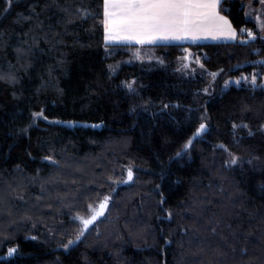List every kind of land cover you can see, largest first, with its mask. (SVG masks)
<instances>
[{"label": "trees", "instance_id": "16d2710c", "mask_svg": "<svg viewBox=\"0 0 264 264\" xmlns=\"http://www.w3.org/2000/svg\"><path fill=\"white\" fill-rule=\"evenodd\" d=\"M250 2L220 6L238 41L147 48L164 62L151 68L128 62L145 47L106 43L103 0H0V264H264V87L207 93L165 66L189 49L261 83L264 38L241 35L257 32Z\"/></svg>", "mask_w": 264, "mask_h": 264}, {"label": "snow or ice", "instance_id": "6c2138e0", "mask_svg": "<svg viewBox=\"0 0 264 264\" xmlns=\"http://www.w3.org/2000/svg\"><path fill=\"white\" fill-rule=\"evenodd\" d=\"M9 5L11 0H8ZM222 0H103V29L105 41H135L138 44L153 43L158 40H185L193 41L200 38L217 39L226 37L235 39L237 32L233 28L231 22L224 15H221L219 6ZM264 5V0H260ZM264 30V24L261 25ZM248 35L253 37V33ZM203 67V65H201ZM216 74L213 73V76ZM3 77H0L2 79ZM14 79V77H10ZM250 83L253 87H264L257 85V77L255 74L249 77H241L234 81L239 86L241 82ZM229 81L225 82V86L229 85ZM129 90H132L131 84H128ZM167 107V105H165ZM35 118L47 119L43 116V112L34 113ZM96 125H93L95 127ZM207 125L200 123L196 129L194 136H200L207 131ZM240 125H233L238 128ZM244 127H247L244 125ZM253 135L251 131L248 133ZM193 140L189 139L184 145V150L192 146ZM180 156L181 153L176 154ZM45 159L51 160V157ZM239 158L233 157L227 161L229 166L238 165ZM251 163V161H249ZM127 179H133L132 169H128ZM110 197L105 196L99 205V210L87 219L81 218L83 229L77 236L76 240H69V245L75 244L80 236L88 230L99 216L104 215V210L108 207ZM163 203V201H161ZM171 216V213H169ZM170 243V241H169ZM16 253L15 248L8 250V255L12 256Z\"/></svg>", "mask_w": 264, "mask_h": 264}, {"label": "rangeland", "instance_id": "374dc122", "mask_svg": "<svg viewBox=\"0 0 264 264\" xmlns=\"http://www.w3.org/2000/svg\"><path fill=\"white\" fill-rule=\"evenodd\" d=\"M262 7L264 8V5H260L257 12L259 13L258 15L261 14V9ZM251 9V7H250ZM264 10V9H263ZM252 9L250 11L247 12V15L249 18H251V16H253L252 14ZM246 37V36H244ZM258 38V36H257ZM247 39H249L247 37ZM252 39V38H251ZM249 39V40H251ZM115 41H107V44H112V45H124L127 44L126 42H118L116 41L115 44H113ZM243 42V40L241 41ZM208 44V43H207ZM145 47V51L141 52L140 51H135L134 52V56L135 58H133V60H130L128 62L135 64L137 61L142 62L144 60H148L149 62H151V68L153 67L152 64L155 65V62L158 63V65H164V62H161L158 60V57L153 53V51L151 50H147V48H151L154 47L153 46H143ZM147 56L150 55L149 58L144 59L143 56ZM156 57V58H155ZM158 61V62H157ZM173 64L174 65V69L179 70L182 74H184L185 76H187L188 78H202L205 81L208 82L207 88H206V92L207 93H215L217 89H222V90H226L231 86H236L239 87L241 85H245V86H252L250 83L244 82L242 81L241 84L239 86H237L234 81L237 79H240L241 77H249V80L251 79L252 75L255 74H251L249 76H240L239 78L233 79V78H228L227 75L224 76L222 78V75H220V73H215V72H211L209 70H207L204 66L201 67L202 63H201V57L199 55H196L194 52L190 51L189 49L185 50L184 56L173 61V63H166L165 66ZM213 73H215L216 75L213 76ZM257 77V85H264V77L262 78L263 80L261 81V83L259 82V73L255 74ZM229 81L232 83H229V85L226 87L225 86V82ZM253 87V86H252ZM259 87V86H257ZM235 157V156H230V160ZM240 166V160L238 165H232L231 167H239ZM79 219V218H78ZM109 236V235H108Z\"/></svg>", "mask_w": 264, "mask_h": 264}, {"label": "crops", "instance_id": "0c3cea01", "mask_svg": "<svg viewBox=\"0 0 264 264\" xmlns=\"http://www.w3.org/2000/svg\"><path fill=\"white\" fill-rule=\"evenodd\" d=\"M223 1L224 0H222V2ZM260 5H262L260 3V0H252V2L248 3V6L246 7V17L248 20H251L252 22L255 23L256 28H257V32L255 33V35L257 36L259 34L264 38V30H261V25L264 24V10H263L264 8L262 7V9L260 10L261 11L260 15H258L259 13L257 12ZM220 6H219V10H220ZM250 7L253 10L252 11L253 16H251V18H249L247 15V12L251 10ZM221 15H223V14L221 13ZM228 20L231 22V20L229 18H228ZM231 24H232V22H231ZM232 26H233V24H232ZM233 28H235V27L233 26ZM236 32H237V30H236ZM238 37L239 36H238V32H237L235 39H229L226 37H220L217 39H212L211 37H209V38H200V39H197L195 41H193L192 39H185V40H158V41H155L153 43H145V44H138L135 41H131V42L117 41V43L118 42H126L127 44L119 45V46H139V47L148 46V45H150V46H153V45L154 46H160V45H165V46H168V45H198V44H207V43L208 44L209 43H234V42L238 41ZM115 43H116V41L113 44H115ZM108 45H112V44H108Z\"/></svg>", "mask_w": 264, "mask_h": 264}, {"label": "water", "instance_id": "95a60500", "mask_svg": "<svg viewBox=\"0 0 264 264\" xmlns=\"http://www.w3.org/2000/svg\"><path fill=\"white\" fill-rule=\"evenodd\" d=\"M85 127H90V126H89V125H86ZM93 128H95V127H93ZM200 137H201V135H200V136H194V137L192 138V140H193V141H196V140H198ZM127 176H128V173H127V175H126V178H125L122 182H120V183H118V184L116 185V187H115V192H117L118 190H120V189H122V188L128 187L129 185L132 184L133 179H134V174H133V179H132L131 181H129V180L127 179ZM110 199H111V198H110ZM109 204H110V200H109V202H108V207H107V209L104 210V215L99 216V217L97 218V220H96L92 225H89L88 230L85 231L84 234H83L82 236H80V238H79V240L76 242V244H78V243H79V242H80V241H81V240H82V239L88 234V232L90 231V229H91V228H92L97 222H99L100 220H102V219L105 217V215H106V213H107V211H108V208H109ZM98 210H99V206L96 207V208H94V209L92 210V213H91V215H90L89 217H80V218L78 219V222L81 224L82 229H83V224H82L81 218H84V219L90 218V217L94 214V212H95V211H98Z\"/></svg>", "mask_w": 264, "mask_h": 264}, {"label": "built area", "instance_id": "2783aa9c", "mask_svg": "<svg viewBox=\"0 0 264 264\" xmlns=\"http://www.w3.org/2000/svg\"><path fill=\"white\" fill-rule=\"evenodd\" d=\"M248 31L247 30H243V33H247Z\"/></svg>", "mask_w": 264, "mask_h": 264}]
</instances>
